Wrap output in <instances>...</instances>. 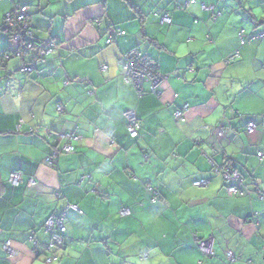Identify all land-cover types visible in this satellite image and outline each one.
<instances>
[{"label":"clouds","instance_id":"1","mask_svg":"<svg viewBox=\"0 0 264 264\" xmlns=\"http://www.w3.org/2000/svg\"><path fill=\"white\" fill-rule=\"evenodd\" d=\"M0 264H264V0H0Z\"/></svg>","mask_w":264,"mask_h":264}]
</instances>
